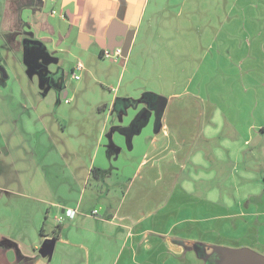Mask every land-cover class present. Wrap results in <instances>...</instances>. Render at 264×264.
I'll return each instance as SVG.
<instances>
[{"label":"crops","instance_id":"crops-1","mask_svg":"<svg viewBox=\"0 0 264 264\" xmlns=\"http://www.w3.org/2000/svg\"><path fill=\"white\" fill-rule=\"evenodd\" d=\"M24 38L42 42L34 63ZM0 39V91L17 84L0 92V264H213L212 245L264 248V168L252 172L264 166V121L190 127L213 108L239 124L249 81L264 108V0H0ZM121 42V56L103 62ZM78 63L76 88L49 84L52 67L65 78ZM158 95L160 117L138 123ZM94 167L110 184L103 195L86 193ZM221 180L247 185L229 199ZM51 211L62 227L52 235Z\"/></svg>","mask_w":264,"mask_h":264},{"label":"rangeland","instance_id":"rangeland-1","mask_svg":"<svg viewBox=\"0 0 264 264\" xmlns=\"http://www.w3.org/2000/svg\"><path fill=\"white\" fill-rule=\"evenodd\" d=\"M205 26H207V24ZM189 31H195V29L189 27ZM0 43H1V45H3L2 39H0ZM0 48H2V47H0ZM18 56L22 60V62H24L22 56L20 54ZM261 58H262L261 62L264 63V56H262ZM257 59L259 61V57L258 56H257ZM14 62H15V60H13L11 62H8V63H14ZM103 62H106V63L110 62V59H105L104 58ZM3 66L4 67L6 66L5 68L9 67L8 64H6V63H4ZM18 67H19V64H18ZM237 67H240L239 63L237 64ZM52 69H53L54 72H57L59 70V67L55 66V67H52ZM11 72H12V74H14V72L12 70H11ZM77 73H79V72H77ZM14 78H16V76H14ZM64 80L66 82V85H67L68 89H70V90H73L78 85L77 80H79V79H74L73 78L72 69L70 68V65L66 66V75H65ZM33 82H34V85H36V87L38 88V90L40 92L45 94L47 92V90H48L46 95H47V99H49V101L51 102L52 106L56 107V106L59 105V103L57 102L56 96H55V92L53 91L52 87L46 86V87L41 89V87L39 85V80H38V78H36V76H34ZM248 84H252L251 87H249V88H251V90L248 91L249 94L247 93L248 96L250 98H252V103H251L252 109H251L250 114H247L245 117H241L242 120H241V122H239V124H236L233 121L234 119L239 118V117H231V116H229L227 114L228 112H227L226 109L225 110L222 109L220 111L218 108H216V109L213 108L212 109V111H213L212 113L213 114L210 115V116H207L206 113L203 116H201V113H200L199 116H200L201 119L198 121V123H195L193 125L190 124L191 130H248V128H247L248 126H250V125L252 126V125H254V124L258 123V122L264 121V108L262 109L260 107L261 103H259V106L257 108H255L256 107L255 106L256 105V101L258 100V97H257L256 94H257L258 91L261 90V87H259L256 83H254V82L252 83L250 81H249ZM16 85L17 84L15 83V81L14 82L10 81L4 87L5 88L4 91H3V87H1V91L0 92L2 94L3 93L6 94V90L8 92V90H10V87H11V89L12 88L15 89ZM263 86H264V84H263ZM100 88H102V86L99 83H96L94 85V92L96 93V95L98 94V96L100 95V92H101ZM90 93L93 95V91L92 90H90ZM263 94H264V90H263ZM224 95L225 94H222L221 96H224ZM230 96L234 97L232 95H230ZM66 98H68V97H66ZM59 99L62 100V102L64 104L63 106H60L62 108V110L66 109L65 106H68V103H64L65 102L64 101L65 97L62 98V95H61ZM262 102H264V96L262 98ZM263 105H264V103H263ZM208 109H209V107L206 109V112H207ZM190 120H192V122H194L196 119L190 117ZM247 159H248V157H247ZM257 167H263L264 168V166H261L258 163V164H256V166L254 165V168L252 170L253 173H255V170L257 169ZM29 169H30V167H29ZM9 175H14V174L12 172H10ZM8 178H9V181L12 180L11 176H8ZM109 185L110 184H109V182L106 179L101 178V177L99 178V177H92L91 176V181L89 183V186L87 187L86 193H88V192H96V194H98V195H103V194L108 192V186ZM198 185L205 187V186H210L211 184H198ZM244 185H247V183L246 184L245 183H240V182L233 183L232 181L227 182L226 180L225 181L221 180L220 184H218L221 197L223 196V194H225L227 196V194L230 193L229 194L230 195L229 199H231V197H232L231 192L233 191L234 187H235L234 188V190H235L236 188H238V187L240 188V187H242ZM13 187H16V185H13ZM16 189H20V187H17ZM229 199H223V200L221 199L219 201L222 203V202H225V201H227ZM230 201H233V200H230ZM58 213H60V212H58ZM53 215H54L53 211L49 212L47 217L45 216L46 220H45V222L43 224L45 226L44 228L46 230L49 229L50 227H52V230L50 232L51 235L53 234V232H57V230H58L56 228L58 225L56 224V221L53 218ZM56 215H57V213H56ZM60 229H62V227H60ZM42 233H43V229H42ZM262 233H263L262 234V237H263L264 236V232H262ZM219 239H217V242L220 241L222 243H225L224 245H233L232 241L229 240V239H224L222 237L219 238ZM228 247H230V246H228ZM254 251L259 253V252L264 251V248L258 246L257 248L255 247ZM10 254H13V253H10Z\"/></svg>","mask_w":264,"mask_h":264},{"label":"water","instance_id":"water-1","mask_svg":"<svg viewBox=\"0 0 264 264\" xmlns=\"http://www.w3.org/2000/svg\"><path fill=\"white\" fill-rule=\"evenodd\" d=\"M23 45L30 46L36 45L40 47L42 42L40 40H35L31 38H24L22 40ZM121 43L114 44L113 46H108L106 48L112 49L114 47H121ZM30 48V47H29ZM28 48V49H29ZM122 49V48H121ZM123 51V50H122ZM0 72L2 76L5 78L7 76L5 68L0 65ZM49 73V74H48ZM47 76L49 75V84L52 86L56 85L57 79L60 77L64 79V72L59 70L57 72L50 73L49 71L46 72ZM62 86H64L62 80ZM157 97V105L155 107V116L157 118L160 117L161 113L163 112L166 104V98L163 96H156ZM147 111L148 109L142 110L141 114L137 118L136 121H141L144 123L147 119ZM103 208L100 209V213L102 212ZM55 240L54 239H47L42 244V248L40 251L42 253H51L53 249ZM212 255L206 257H212V261L214 264H264V255L254 251L251 248L241 247V248H232L228 246H220V245H212Z\"/></svg>","mask_w":264,"mask_h":264},{"label":"built area","instance_id":"built-area-1","mask_svg":"<svg viewBox=\"0 0 264 264\" xmlns=\"http://www.w3.org/2000/svg\"><path fill=\"white\" fill-rule=\"evenodd\" d=\"M122 54V49L121 47H114L112 49L104 48L101 52V56L105 59H110V60H116L118 59ZM82 65L78 63L75 67V71L73 72V78L74 79H79L80 74L77 73L76 71H81ZM93 213H97V210H94ZM66 215L69 217H72L74 215V210L68 209L66 210Z\"/></svg>","mask_w":264,"mask_h":264},{"label":"flooded vegetation","instance_id":"flooded-vegetation-1","mask_svg":"<svg viewBox=\"0 0 264 264\" xmlns=\"http://www.w3.org/2000/svg\"><path fill=\"white\" fill-rule=\"evenodd\" d=\"M29 52H31V53H29V57H30V60H31V62L35 59V57H36V55H38L39 53H40V51H39V47L38 46H32L31 48H30V50H29ZM33 63H34V61H33ZM50 73H52V72H50ZM49 74V73H48ZM2 73L0 72V79H2ZM48 78H49V75H48ZM147 102H148V106H147V108H145V109H148V111H147V115L151 112V110L154 112V114H155V107H156V105H157V97H156V99L155 100H146ZM150 108V109H149ZM141 123V121H138V123Z\"/></svg>","mask_w":264,"mask_h":264},{"label":"trees","instance_id":"trees-1","mask_svg":"<svg viewBox=\"0 0 264 264\" xmlns=\"http://www.w3.org/2000/svg\"><path fill=\"white\" fill-rule=\"evenodd\" d=\"M1 57V56H0ZM100 169L99 168H92V170H91V176L92 177H99V173H100ZM60 225H58L56 228L57 229H60ZM41 233H42V229H41ZM56 237V236H55ZM194 248H195V250L197 251V254L199 255V256H204V255H206V252H205V250H204V247H202V246H199V245H194ZM208 264H212V263H210V262H208Z\"/></svg>","mask_w":264,"mask_h":264}]
</instances>
